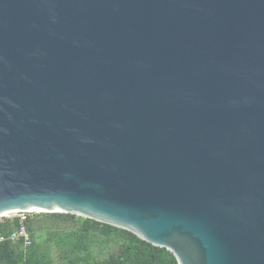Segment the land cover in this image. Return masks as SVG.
I'll return each mask as SVG.
<instances>
[{
    "label": "water",
    "instance_id": "water-1",
    "mask_svg": "<svg viewBox=\"0 0 264 264\" xmlns=\"http://www.w3.org/2000/svg\"><path fill=\"white\" fill-rule=\"evenodd\" d=\"M18 213L264 264V0H0V218Z\"/></svg>",
    "mask_w": 264,
    "mask_h": 264
},
{
    "label": "trees",
    "instance_id": "trees-1",
    "mask_svg": "<svg viewBox=\"0 0 264 264\" xmlns=\"http://www.w3.org/2000/svg\"><path fill=\"white\" fill-rule=\"evenodd\" d=\"M19 219H3L0 235L19 228ZM25 226L32 244H0V264H178L166 249L154 247L134 234L69 214L28 216ZM45 234L46 240H38Z\"/></svg>",
    "mask_w": 264,
    "mask_h": 264
},
{
    "label": "built area",
    "instance_id": "built-area-1",
    "mask_svg": "<svg viewBox=\"0 0 264 264\" xmlns=\"http://www.w3.org/2000/svg\"><path fill=\"white\" fill-rule=\"evenodd\" d=\"M29 215H25L22 213L14 214L11 216H6L3 218H0V222L3 221V219H13L17 218L19 219L20 226L15 231L11 233L10 236L5 237L3 235H0V244L11 241V242H23L24 247L30 246L32 244L31 236L25 226V222L27 221Z\"/></svg>",
    "mask_w": 264,
    "mask_h": 264
},
{
    "label": "rangeland",
    "instance_id": "rangeland-1",
    "mask_svg": "<svg viewBox=\"0 0 264 264\" xmlns=\"http://www.w3.org/2000/svg\"><path fill=\"white\" fill-rule=\"evenodd\" d=\"M40 214H41V213H40ZM35 215H37V214H35ZM46 237H47V236H46L45 234H42V235L39 234V235H38V240L41 241V242H44V241L46 240Z\"/></svg>",
    "mask_w": 264,
    "mask_h": 264
}]
</instances>
